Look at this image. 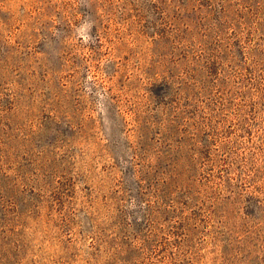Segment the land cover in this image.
<instances>
[{"label":"rangeland","instance_id":"1","mask_svg":"<svg viewBox=\"0 0 264 264\" xmlns=\"http://www.w3.org/2000/svg\"><path fill=\"white\" fill-rule=\"evenodd\" d=\"M0 264H264V0H0Z\"/></svg>","mask_w":264,"mask_h":264}]
</instances>
